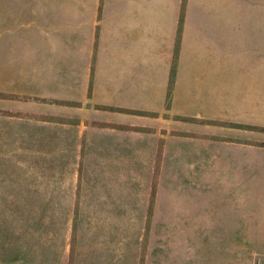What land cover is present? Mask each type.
I'll use <instances>...</instances> for the list:
<instances>
[{"label": "rangeland", "instance_id": "374dc122", "mask_svg": "<svg viewBox=\"0 0 264 264\" xmlns=\"http://www.w3.org/2000/svg\"><path fill=\"white\" fill-rule=\"evenodd\" d=\"M92 1L0 0V264H264V0H176L180 84L144 153L97 149L111 135L31 99V70L7 92L32 33L71 20L79 60Z\"/></svg>", "mask_w": 264, "mask_h": 264}, {"label": "crops", "instance_id": "0c3cea01", "mask_svg": "<svg viewBox=\"0 0 264 264\" xmlns=\"http://www.w3.org/2000/svg\"><path fill=\"white\" fill-rule=\"evenodd\" d=\"M92 2L95 8L90 15L86 14L89 21L81 24L83 41L80 43L79 60L73 59L71 20H68L69 27L64 31L62 43L57 41L53 44V35L45 42L41 41L39 32L32 33L31 42H17L6 51L11 65L8 74L11 80L7 85L15 87L7 92L22 94L19 83L27 77L24 71L31 70L28 76L33 79V88L28 90L31 99H62L65 112L69 110L64 117L69 118L70 126L79 125L82 128L80 132L84 133L94 121L99 124L98 128L101 127L99 133L111 135V138L97 139V149L143 152L146 149L143 143L151 141L152 136L154 142H161L160 123H167L169 90L172 100L173 88L176 94L180 84L177 1ZM84 16L81 13V19ZM57 54H62V59ZM181 66L179 64V69ZM57 68L60 82L52 88L50 79L55 75L49 71ZM20 70L23 72L19 73ZM174 70L175 86H172ZM58 94L62 97H56ZM157 124L160 126L155 128L159 130L153 127ZM143 153L138 154L141 159ZM128 156L129 153L125 152L123 156L113 153L112 162ZM77 188V197L81 198L80 178Z\"/></svg>", "mask_w": 264, "mask_h": 264}]
</instances>
